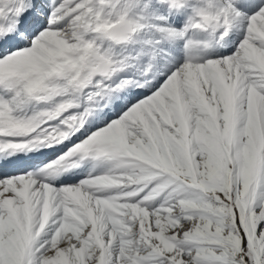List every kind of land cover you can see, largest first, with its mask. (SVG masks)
Listing matches in <instances>:
<instances>
[{"label":"snow or ice","instance_id":"6c2138e0","mask_svg":"<svg viewBox=\"0 0 264 264\" xmlns=\"http://www.w3.org/2000/svg\"><path fill=\"white\" fill-rule=\"evenodd\" d=\"M0 264H264V0H0Z\"/></svg>","mask_w":264,"mask_h":264}]
</instances>
